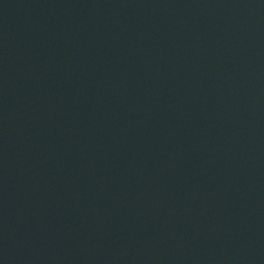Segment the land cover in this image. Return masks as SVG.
Returning a JSON list of instances; mask_svg holds the SVG:
<instances>
[{"label": "water", "instance_id": "water-1", "mask_svg": "<svg viewBox=\"0 0 264 264\" xmlns=\"http://www.w3.org/2000/svg\"><path fill=\"white\" fill-rule=\"evenodd\" d=\"M0 264H264V0H0Z\"/></svg>", "mask_w": 264, "mask_h": 264}]
</instances>
